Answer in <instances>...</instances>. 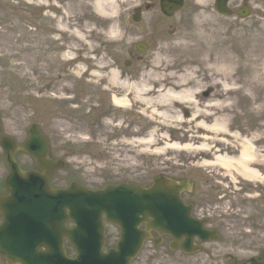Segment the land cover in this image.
Listing matches in <instances>:
<instances>
[{"label": "rangeland", "instance_id": "374dc122", "mask_svg": "<svg viewBox=\"0 0 264 264\" xmlns=\"http://www.w3.org/2000/svg\"><path fill=\"white\" fill-rule=\"evenodd\" d=\"M52 1L46 0L47 3ZM195 1L187 2L173 21H165L161 15L159 0H140L130 8L134 10L142 7L145 11L147 6L151 7L149 12L143 13V22L139 25L134 23L131 10L125 16L127 24L123 26V22L121 23L122 33H125L127 27L132 29L129 38L123 34L118 40H110L107 30L111 22L87 27L90 23L84 18L92 12L76 3L66 6L75 22V26L72 24L67 31L58 27L60 15L53 13L51 16L48 11L40 9L39 0H0V112L3 122L18 140H21L31 124L44 123L45 131L48 123L51 124V131L58 134L51 139L52 155L66 162V168L57 172L56 184L66 187L76 181L95 188L106 184L133 182L146 187L152 185L156 177L165 175L177 180H193L195 188H205L210 186L209 183L214 184L215 188L231 185L227 182L229 178L224 181L221 177L204 176L200 170V158L186 152L168 153L162 150L165 149L164 146L143 151L144 149L132 143L95 142L88 134L92 125L88 121L85 106L90 108V101L87 100H90L91 94L104 100L116 116L123 117L126 113H133L113 109L110 96L100 90L97 80L88 78V68L112 64L108 58L124 63L130 58L129 53L134 50L135 42L143 40L144 34L154 31L155 35L147 39L150 46L148 53L144 55V62L135 65V69L142 72L154 65L158 55L164 62L197 70L204 63L215 64L214 60L217 58L238 56L244 44L253 45V39H257L256 44L264 45V0L253 1L254 8L260 10L263 16L257 13L244 20L220 17L212 10L211 0L202 6L196 5ZM199 10H206L211 17L203 20ZM257 25L259 28L252 31ZM71 27L81 31L86 42L73 37L74 29ZM90 28L101 34L98 39L90 36ZM157 41L161 43L159 48L152 44ZM88 42L98 48L90 54L91 61L83 58V53L76 49L82 44L88 48ZM101 57H104L105 62L100 64ZM66 58L69 62L65 61ZM196 75L199 77L196 89L201 91L199 99L204 103L210 99L205 98L204 94L212 89V95L214 86L209 80L201 81L202 75ZM93 88L97 91H92ZM234 101L238 107L232 108L228 113L231 128L241 133L254 134L258 138L264 137V120L258 119L253 113L251 103L241 97L234 98ZM200 107L205 108L204 104ZM141 109L134 108L136 112L140 111L139 118L135 114H127V121L120 122L125 130L129 128L135 133L139 132V139H147L154 125H160L161 128L158 138L167 135L171 141L181 142L182 145L187 144L191 137H205L196 123H189L191 118L186 113L184 119L188 123L181 128H174L158 124L150 110L143 112ZM188 111L192 113L190 109ZM207 112L211 114L207 124H211L220 115L215 109H207ZM107 122L110 125L99 131L112 135L118 130L114 127L116 122ZM93 131L97 129L94 128ZM211 138L215 139L209 142L212 155L220 153L221 148H231V145L223 144L217 137L211 135ZM236 194L231 193L230 196L232 200L240 202L243 198L236 199ZM230 206L238 207L236 201L235 204L231 202ZM230 212L234 211L230 209ZM68 252L71 254L70 250ZM0 264H4L1 258Z\"/></svg>", "mask_w": 264, "mask_h": 264}, {"label": "bare ground", "instance_id": "6f19581e", "mask_svg": "<svg viewBox=\"0 0 264 264\" xmlns=\"http://www.w3.org/2000/svg\"><path fill=\"white\" fill-rule=\"evenodd\" d=\"M38 7L52 16L53 13L60 15L57 21L59 29H66L75 22L66 7L68 4L76 3L79 6L89 9L92 14L85 16L87 27L91 25L105 24L110 21L107 35L110 40H118L124 36L131 35L132 29L125 28V33H122L123 26L126 25L125 16L132 10L134 4L140 0H53L47 3L46 0H39ZM205 0H198L199 5ZM59 4V5H57ZM200 18L207 20L208 12L202 10L199 12ZM198 14V15H199ZM48 18V16H45ZM77 19V24L79 20ZM120 20V21H119ZM74 21H76L74 19ZM103 22V23H102ZM263 26V24H262ZM73 37H77L80 41L86 42V38L76 27H71ZM256 28L253 27L252 31ZM90 36L98 39L101 35L96 30L90 28ZM124 32V31H123ZM150 32L146 33L148 35ZM183 40L181 39L180 42ZM257 39H253V45L246 43L241 47V53L238 56L228 55L227 57L215 59V64L210 62L200 65L197 70L195 68H184L173 65L171 62L162 60L161 56H157L154 61L156 66H153L145 71L140 81L127 87L126 82L119 77L118 70L109 71V82L114 87L120 89H128L131 91L129 98L114 99V104L117 106H128L129 104H138L143 112L150 110L151 115L158 124L169 125L174 128H181L185 123L184 113L190 114L189 123H196L198 129L204 130L207 133L222 134L226 133L229 125V115L231 109H236L238 106L234 98L241 97L251 103L250 107L258 119L264 120V45L256 44ZM161 43H158V48ZM224 44V43H223ZM88 48L84 45H78L76 49L82 52L83 58L91 61L90 54L96 52L98 48L93 47L92 42H88ZM161 48V47H160ZM87 51V52H86ZM222 57V56H220ZM225 58V59H224ZM66 62H69L66 58ZM105 60L100 59L99 63H104ZM101 64L99 72L104 70ZM184 68V69H183ZM202 75V80L211 81L214 86V91L204 103L200 101L199 96L201 91L196 89V82ZM95 74V73H94ZM240 84V85H239ZM242 85V86H241ZM199 90V91H198ZM204 104L205 108L200 109ZM191 110L192 113H190ZM207 109L217 110L220 115L213 119L211 126L206 121L211 118V114ZM192 114V115H191ZM173 123L179 125L173 126ZM161 125V127H162ZM160 125H154L147 139L132 140L129 143L137 144L143 151H149L152 148L164 146L165 152H186L188 155L200 158V167L207 168L208 165L213 167H221L218 176L229 178L232 184L239 185L240 182L252 177L258 178L260 174L254 169V161L256 159V150L253 147L252 140H243L241 150L228 149L221 150L220 153H211L209 142L214 140L204 136L191 137L190 141L182 145L181 142L171 141L167 135L163 138H158L161 134ZM228 151V153H224ZM218 152V151H217ZM237 152H240L239 154ZM209 158L211 161H208ZM238 178L243 179L239 180Z\"/></svg>", "mask_w": 264, "mask_h": 264}, {"label": "water", "instance_id": "95a60500", "mask_svg": "<svg viewBox=\"0 0 264 264\" xmlns=\"http://www.w3.org/2000/svg\"><path fill=\"white\" fill-rule=\"evenodd\" d=\"M228 1L217 0V7L221 13L227 14L225 9ZM181 7L182 1L180 0L162 1L163 12L169 16ZM247 14L244 12L243 15L246 16ZM139 20L140 14L135 18V21L138 22ZM138 49L141 52L146 51V48L142 45H139ZM4 145L8 153V165L11 175L7 182L10 197L0 199V213L6 217V224L0 227V254L6 259L7 264H73L66 257L63 248L64 239H68L76 245L78 249L77 264H80V262L81 264H88L91 255L80 250L86 244L81 241L84 239L80 236L76 238V235L86 236V232H83L82 221L91 216L89 208L101 204H111L112 201L109 200V196L114 193L130 195L131 198L116 199L115 202H121L120 209L125 212H134L135 225L138 223L139 216L143 217L139 219V223L146 220L145 213H148V210L165 208L170 205L169 203L175 208L183 207L185 209L180 197L181 188L192 187V183L189 181L178 184L165 177H160L155 180L154 185L148 190L135 185H121L108 187L102 192L93 193L80 188L76 183H72L71 188L68 190L56 191L50 187V178L54 171L63 168L64 164L49 159V144L39 133L36 126L30 130V139L21 149L34 157L37 166L43 171L42 175L34 172H22L14 161L13 150L12 153L10 152L13 144L10 142ZM73 195H76L74 200H72ZM114 206L118 207L119 205L116 203L109 206V208ZM67 211L70 212V215L67 214ZM74 212L80 214L73 215ZM103 215L104 212L100 211V217ZM109 215L108 218L110 219L108 220L110 222L118 226L121 225L118 219L112 218L117 215L111 210ZM186 215L190 218V208L187 210ZM38 218L39 222L36 221ZM70 219H73L77 224L76 228H66V224ZM16 226L22 228V234L11 237V241L20 243L22 240L23 244L22 248L12 245L11 251V248L3 245L2 242L9 243L7 241L9 240V230ZM35 226L37 227L36 236L41 240L39 238L33 239L32 233L29 232ZM156 227V229L163 228L165 231L172 232L168 229L167 224L159 219L156 222ZM122 230L124 233V228ZM4 235L6 237H3ZM145 239L144 234L141 232L140 243L135 247L136 253ZM120 247L121 245H119ZM41 249H44V252H41ZM131 257H134V255ZM131 257L128 258V262L132 259Z\"/></svg>", "mask_w": 264, "mask_h": 264}, {"label": "flooded vegetation", "instance_id": "af4514ba", "mask_svg": "<svg viewBox=\"0 0 264 264\" xmlns=\"http://www.w3.org/2000/svg\"><path fill=\"white\" fill-rule=\"evenodd\" d=\"M136 58V55L134 56ZM127 72H120L121 79L127 78L130 83H137L140 71L135 69V62H130ZM132 70L137 71L134 72ZM107 75V73H105ZM104 91H111L110 105L113 98H121L124 93L110 87L109 82L100 83ZM94 91H97L96 89ZM90 108L87 110L88 121L92 125L89 133L103 136L110 140V136L101 133L99 129L106 121H127V116H116L98 95L89 96ZM96 128L97 131H93ZM10 134L6 128H0V196L6 195V177L9 170L6 158L1 147L2 137ZM250 138L249 134H241ZM120 136L134 138L133 131L122 132ZM255 147L264 152V140L255 138ZM264 156V155H263ZM18 163L26 168L34 167L33 161L26 155L18 153ZM259 165V164H257ZM264 181V167L257 166ZM264 183V182H263ZM210 186L197 188L196 191L187 195V202L193 203V215L200 222V230L196 235L190 250H184L188 244V236L175 238L169 234H160L153 229L149 232L150 242L143 248L141 254L131 264H264V184H250L243 188H215ZM207 185V184H206ZM55 188H61L55 184ZM238 189V197L243 198L235 211L236 215L230 216L227 212L231 208V193ZM153 222V218L150 219ZM2 218L0 217V223ZM145 230V227H142ZM121 233L118 228L106 226L104 252L114 251ZM180 246V247H178Z\"/></svg>", "mask_w": 264, "mask_h": 264}]
</instances>
